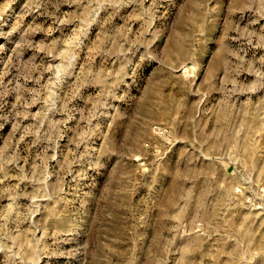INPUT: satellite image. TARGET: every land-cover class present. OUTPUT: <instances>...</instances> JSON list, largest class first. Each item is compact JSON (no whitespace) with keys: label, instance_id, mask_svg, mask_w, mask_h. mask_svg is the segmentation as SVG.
<instances>
[{"label":"rangeland","instance_id":"obj_1","mask_svg":"<svg viewBox=\"0 0 264 264\" xmlns=\"http://www.w3.org/2000/svg\"><path fill=\"white\" fill-rule=\"evenodd\" d=\"M0 264H264V0H0Z\"/></svg>","mask_w":264,"mask_h":264}]
</instances>
